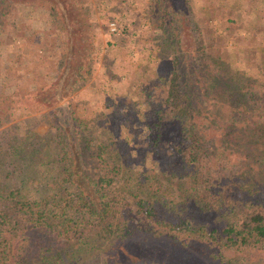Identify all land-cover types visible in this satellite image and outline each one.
Here are the masks:
<instances>
[{"label": "trees", "instance_id": "16d2710c", "mask_svg": "<svg viewBox=\"0 0 264 264\" xmlns=\"http://www.w3.org/2000/svg\"><path fill=\"white\" fill-rule=\"evenodd\" d=\"M261 2L245 0L250 10ZM13 4L43 7L63 40L49 84L0 95V127L20 110L51 122L48 135L14 146L19 172L13 187L0 183V264H264V47L256 74L224 66L215 0L196 22L191 0H151L149 25L179 43L197 24L201 50L173 57L157 119L145 125L152 147L163 143L162 166L120 180L116 140L94 141L68 102L99 51L85 0H0V27ZM204 117L219 135L202 130Z\"/></svg>", "mask_w": 264, "mask_h": 264}, {"label": "rangeland", "instance_id": "374dc122", "mask_svg": "<svg viewBox=\"0 0 264 264\" xmlns=\"http://www.w3.org/2000/svg\"><path fill=\"white\" fill-rule=\"evenodd\" d=\"M150 1L85 0L94 22L93 36L99 51L84 80L68 99L75 115L83 119L93 133L94 141L108 140L111 136L116 140L119 158L127 165L120 180L134 178L140 169H159L162 166L165 158L163 143L152 147L149 133L152 135L153 130H147L145 125H152L157 119L151 111H155L156 105L166 96L173 57L186 52L189 44V52L195 48L197 52L201 50L197 24L192 25L189 35L179 43L170 38L175 36L173 31L154 30L147 21ZM220 1L229 5L226 11L220 10L219 0H215V34L225 42L220 45L225 57L224 66L256 74L264 47V2L250 10L245 0ZM208 2L191 0L195 22L197 14ZM3 15L0 27L3 40L0 43V95L17 91L22 86L49 84L58 74L62 55L63 33L56 28L57 22L43 7L24 4L5 6ZM221 19L229 20L228 25L234 27L233 32L229 34L224 29ZM112 21L122 24L124 31L112 34ZM200 56L198 53L197 57L196 53L198 63L203 62ZM145 99L151 100L152 105L148 106ZM163 109L169 114L172 107ZM45 112L20 110L11 122L0 127V183L13 187L19 172L21 158L13 152L14 146L21 140L33 143L29 132L41 136L51 132V122ZM198 121L210 138L219 135L218 127L211 128L207 118ZM129 132L133 133V139H129ZM206 221L212 222L210 218Z\"/></svg>", "mask_w": 264, "mask_h": 264}, {"label": "built area", "instance_id": "2783aa9c", "mask_svg": "<svg viewBox=\"0 0 264 264\" xmlns=\"http://www.w3.org/2000/svg\"><path fill=\"white\" fill-rule=\"evenodd\" d=\"M110 31L112 34L117 35L124 31V27L122 24L112 21L110 24Z\"/></svg>", "mask_w": 264, "mask_h": 264}]
</instances>
